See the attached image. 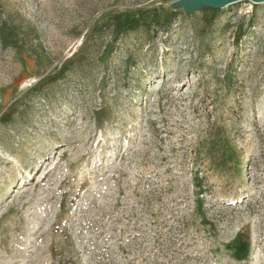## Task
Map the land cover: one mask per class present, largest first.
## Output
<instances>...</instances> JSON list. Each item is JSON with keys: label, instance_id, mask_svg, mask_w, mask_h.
Returning a JSON list of instances; mask_svg holds the SVG:
<instances>
[{"label": "rangeland", "instance_id": "rangeland-1", "mask_svg": "<svg viewBox=\"0 0 264 264\" xmlns=\"http://www.w3.org/2000/svg\"><path fill=\"white\" fill-rule=\"evenodd\" d=\"M0 264H264V0H0Z\"/></svg>", "mask_w": 264, "mask_h": 264}]
</instances>
